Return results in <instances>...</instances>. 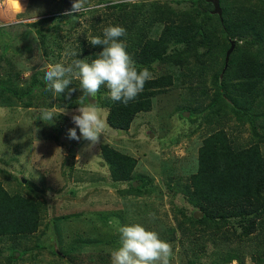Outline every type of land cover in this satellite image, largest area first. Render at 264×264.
Segmentation results:
<instances>
[{"label":"rangeland","instance_id":"1","mask_svg":"<svg viewBox=\"0 0 264 264\" xmlns=\"http://www.w3.org/2000/svg\"><path fill=\"white\" fill-rule=\"evenodd\" d=\"M127 1H157L178 12L191 9L188 0H182L181 4L175 0ZM73 2L0 0V26H5L6 32L4 50H0V56L3 53L0 80L10 77L22 85L37 74L46 83L43 77L48 65H67L76 58L86 61L83 48H87L90 39L102 36L104 28L113 26L117 13L122 16L131 10L112 5L126 0H88L89 11L74 17L64 15ZM101 3L106 6L95 7ZM41 17L46 18L45 22L34 27ZM216 29L222 39L223 34ZM52 31L55 39L51 37ZM176 48L171 46L168 53ZM202 52L204 49L199 53ZM185 71L178 65L161 63H154L150 70L153 78L172 74L178 86H183ZM212 79V74L207 76L205 92L210 97L214 92ZM193 81L192 86L174 88L153 99L152 110L138 114L128 131L111 129L107 124L108 111L101 107L102 138L90 149L88 141L67 136L68 130L76 127L71 116L78 114V107H67L68 101L73 96L75 102L80 101L82 95L75 79L69 87L76 90L67 99L52 92L51 96L45 93L46 98L40 96L37 105L30 109L0 106V182L11 195L19 194L34 201L41 219L39 231L19 247L9 242L0 246V264H111V253L119 247V227L137 223L157 232L161 240L172 246L170 264H187L186 256L193 253L192 245L172 240L170 232L175 229L176 217L181 218L176 210H185L184 198L172 190L174 184L185 183L195 172L202 140L223 124L233 138L238 137L237 144H246L252 138L248 126L239 127L231 114L230 121L219 123L206 117L205 112L190 116L187 107L193 101L189 88L197 80ZM102 87L106 90L102 97L107 96L106 87ZM41 91L42 88L39 95ZM43 109L48 110L52 119H41ZM257 110L254 108V114ZM259 122L264 123V116ZM76 131L79 135L78 128ZM104 144L137 159L132 181H111L108 165L100 154V146ZM261 149L264 154V146ZM131 187L144 193L121 195V190L128 191ZM149 213H154L155 218ZM207 252L209 256L211 247ZM251 254L250 250L243 255V264H255ZM213 263L209 257L199 260V264ZM217 263L225 264L220 259Z\"/></svg>","mask_w":264,"mask_h":264},{"label":"trees","instance_id":"2","mask_svg":"<svg viewBox=\"0 0 264 264\" xmlns=\"http://www.w3.org/2000/svg\"><path fill=\"white\" fill-rule=\"evenodd\" d=\"M183 2L175 0L178 4ZM188 2L191 9L180 12L157 1L126 0L112 4L131 9L122 16L116 11L119 16L112 25L126 29L127 35L120 39L138 68L147 67L150 71L154 63H161L178 65L180 70L187 71L182 75L183 86L176 85L172 74L155 77L146 82L143 92L127 105L102 97L106 92L102 86L94 102L107 109V124L111 129L128 131L138 114L152 110L153 99L171 89L192 86L193 80H197L195 86L189 88L193 101L187 107L190 116L205 112L206 117H213L219 123L230 121L231 114L239 127L247 125L252 138L246 144H237L238 137L233 138L225 124L202 140L195 172L185 183H175L172 188L184 198L188 213L176 210L181 218L176 217L175 229L170 232L172 240L192 245L193 253L186 256L187 264H199L200 259L208 257L213 264H218L219 259L225 264L233 260L243 264V255L250 250L252 261L264 264V154L261 149L264 123L259 122L264 116V0H219L222 21L212 15L213 5L206 0ZM45 20L41 17L33 26L38 27ZM4 28L0 26V50H4ZM216 28L223 34L222 39L218 38ZM51 33L55 39L54 31ZM38 35L44 42L40 31ZM230 40H235V49L225 69ZM171 46L177 48L168 53ZM201 49L204 52L200 54ZM83 51L87 54L86 62L91 63L99 58L102 46L87 43ZM210 74L213 75L210 82L213 97L205 92ZM14 80L10 77L0 80V106L19 105L30 109L37 105L40 96L52 94L37 74L22 85ZM38 86L42 88V95ZM61 97L67 99L68 93ZM74 99L73 96L68 101V108L82 106ZM84 102L87 104L89 100L85 98ZM100 154L108 165L112 182L132 181L137 159L108 144L100 146ZM120 193L139 196L144 191L131 187ZM196 212L203 216L195 218ZM39 213L34 201L19 194L11 195L0 182V246L9 242L19 247L22 241L34 236L41 226ZM208 247L212 249L209 256Z\"/></svg>","mask_w":264,"mask_h":264},{"label":"clouds","instance_id":"3","mask_svg":"<svg viewBox=\"0 0 264 264\" xmlns=\"http://www.w3.org/2000/svg\"><path fill=\"white\" fill-rule=\"evenodd\" d=\"M87 2L88 0H74L71 9L64 15L72 16L74 13L89 11ZM105 6L95 5L97 8ZM126 35V29L121 26L106 27L102 37L94 36L89 41L93 47L102 46L99 58L91 63L76 58L67 65L50 64L44 73L46 90L59 96L75 91L76 88L69 86L73 79L79 81V90L82 93L79 100L82 106L76 109L78 114L71 116V121L76 127L69 129L67 136L71 140L88 141V149L100 143L104 129L101 118L104 109L94 102L101 86L106 87V95L112 102L127 105L143 92L145 83L153 79L149 69L138 68L127 53L126 44L120 39ZM85 98L89 100L87 104H84ZM41 119H52L47 109L42 110ZM148 215L155 218L154 213ZM118 232L119 247L111 253V264H170L172 246L161 240L157 232L147 230L138 223L120 226Z\"/></svg>","mask_w":264,"mask_h":264},{"label":"water","instance_id":"4","mask_svg":"<svg viewBox=\"0 0 264 264\" xmlns=\"http://www.w3.org/2000/svg\"><path fill=\"white\" fill-rule=\"evenodd\" d=\"M207 3H211L213 5V11L211 12L213 15H217L221 21H222V11L219 5V0H206ZM235 49V40H230V47L229 49L226 51L225 54V69L227 68L229 59H230V55L232 54V52ZM224 69V70H225ZM203 215L202 213L196 212L194 214L195 218H201Z\"/></svg>","mask_w":264,"mask_h":264}]
</instances>
